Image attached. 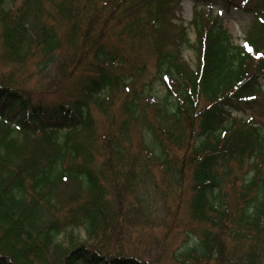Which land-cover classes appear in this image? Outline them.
Masks as SVG:
<instances>
[{
    "label": "trees",
    "instance_id": "trees-1",
    "mask_svg": "<svg viewBox=\"0 0 264 264\" xmlns=\"http://www.w3.org/2000/svg\"><path fill=\"white\" fill-rule=\"evenodd\" d=\"M14 1L0 0V264H161L143 257L138 240L160 226L148 187L175 193L187 170L189 230L197 231L172 264H263L264 0H222L252 16L242 45L220 17L200 13L198 3L210 0H193L188 27L173 24L182 0ZM149 40L151 79L136 63ZM71 49L62 76L82 63L92 76L70 99L37 102L19 82L24 70L46 74ZM154 80L163 87L158 100L149 93ZM115 92L124 96L120 123L107 112ZM93 108L108 120L100 137ZM131 125L133 154L122 148ZM69 181L74 194L64 192ZM75 231L85 240L60 259L55 250Z\"/></svg>",
    "mask_w": 264,
    "mask_h": 264
},
{
    "label": "rangeland",
    "instance_id": "rangeland-1",
    "mask_svg": "<svg viewBox=\"0 0 264 264\" xmlns=\"http://www.w3.org/2000/svg\"><path fill=\"white\" fill-rule=\"evenodd\" d=\"M20 4V0H15L11 7H18ZM108 5V3H106ZM105 5L104 7H107ZM5 9L10 7V4L6 3L3 6ZM198 7L202 8L201 12L202 14L206 15V13L210 12L215 16L220 17L222 20L223 27L227 30L228 34L232 38V42L234 45H242L243 38L247 31H249L253 26V19L252 16L249 13H244L239 10H233V9H226L225 4H221V1L219 0H211V2L208 3V5H199ZM117 8V7H116ZM208 8V9H207ZM210 9V10H209ZM120 10V9H119ZM119 10L115 9L112 13L117 12L116 14L119 15ZM175 20H173V24L175 25H181L182 27H188L190 21L192 20L193 16V1L192 0H183L178 5L176 12H175ZM111 25V23H109ZM147 33V32H146ZM194 33L192 29L188 30V38L190 42L194 41ZM83 46H79L78 48L81 49ZM146 50H144L143 53V46L141 48V55L137 56L139 57L136 63L138 65H143L145 68V74L148 79H151L156 73V61H155V51H154V45L149 40V44L146 46ZM75 50L71 49L69 50V53H60L58 55L57 63L52 66L50 71L48 73H44L43 75L35 74L34 69L32 67L27 68L24 70V73L22 75V80L19 81L21 85L25 86L30 90L32 93H34V99L37 100V102L49 104L51 102L63 100V99H70L73 94H77V88L79 81L83 78L87 79L88 77L92 76V73H84L82 68L84 64L82 63V67H78L77 70L74 71L75 75L69 76V78H66V76H62V65L65 63L64 57L69 54H74ZM182 57L184 61L187 63V65L191 69H195L196 66V60H195V53L190 48L183 49ZM137 59V58H135ZM74 69V67H73ZM73 69H69V74L73 73ZM144 74V75H145ZM88 81V80H87ZM150 94L154 95L156 99L161 98L163 96V87L160 85L158 80H154V84L150 87ZM124 96L122 93H116L114 95L113 105L110 108V111L108 112V117L110 119H114L117 123L123 119L120 111V105L123 101ZM204 105V103H203ZM92 114L94 117V124H95V131L97 135L100 137V135H105L109 133L108 130V120L105 116L100 114L95 108L92 109ZM236 117H243V114L236 113L231 109V116ZM130 126L131 136H130V144L126 145L125 143H122V148L125 151H131L129 153L133 154L137 148L138 144V135L137 132L133 133L132 127ZM129 132V131H128ZM99 146H102L101 143H99ZM136 153V152H135ZM19 167L21 164L18 165ZM157 175V174H156ZM240 176V175H239ZM238 176V177H239ZM238 183L240 182L241 178H238ZM182 189L174 188L175 193H167L164 192H158L156 189H154L152 186L148 187V191L151 194L150 202L157 204V222H159V227L154 230L150 227L149 230H145V233H142L141 236H139V242L140 247L143 250V257L144 258H151V260L154 261H160L161 264H172L171 262V254L175 252L177 249L182 247V244L187 239L186 234L190 233V231L195 232L197 230H189L192 227H195L191 224H189L190 219H188L187 216V201L189 200L190 196V190H191V179H190V172L187 170L184 173L183 179H182ZM2 183V182H1ZM159 185V183H158ZM147 187V185H146ZM171 187V186H169ZM64 192L66 194H74L77 191V186L74 182L69 181L66 182V184L63 185ZM159 189H163L162 185H159ZM173 189V188H172ZM172 189L170 191H172ZM143 193V189L140 190V193ZM110 193V192H109ZM113 195V194H112ZM112 195L108 199L110 201L113 200ZM178 195L179 197H176ZM163 196L166 197V199L163 198ZM129 198L126 196L123 199V202L129 203ZM156 225V224H155ZM202 227V226H201ZM199 227V228H201ZM148 229V228H146ZM193 229V228H192ZM196 229V228H195ZM72 235L75 237V240L70 238L69 240H66V244H68L67 248H63L60 250H55V252H59L60 259L64 257L66 252L69 250L70 245L76 244L78 241L82 242L85 240V236L81 231H75ZM144 237V238H143ZM233 245L231 246H224L225 249V256L231 251ZM231 248V249H230ZM230 249V250H229ZM229 250V251H227ZM152 262V261H151ZM226 264H231L229 261H225ZM70 263V262H69ZM232 264H236L233 263ZM264 264V263H263Z\"/></svg>",
    "mask_w": 264,
    "mask_h": 264
},
{
    "label": "snow or ice",
    "instance_id": "snow-or-ice-1",
    "mask_svg": "<svg viewBox=\"0 0 264 264\" xmlns=\"http://www.w3.org/2000/svg\"><path fill=\"white\" fill-rule=\"evenodd\" d=\"M250 50V49H249Z\"/></svg>",
    "mask_w": 264,
    "mask_h": 264
}]
</instances>
